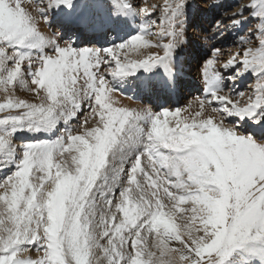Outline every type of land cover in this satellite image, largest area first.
Here are the masks:
<instances>
[{"label": "snow or ice", "instance_id": "obj_1", "mask_svg": "<svg viewBox=\"0 0 264 264\" xmlns=\"http://www.w3.org/2000/svg\"><path fill=\"white\" fill-rule=\"evenodd\" d=\"M188 7L0 0V264H264V0L226 17L257 45L213 47L186 104L113 96L176 91Z\"/></svg>", "mask_w": 264, "mask_h": 264}, {"label": "rangeland", "instance_id": "obj_2", "mask_svg": "<svg viewBox=\"0 0 264 264\" xmlns=\"http://www.w3.org/2000/svg\"><path fill=\"white\" fill-rule=\"evenodd\" d=\"M134 2L141 7H148L153 13L151 19H159L161 15V6L163 5L164 0H134ZM246 3H248V0H188L189 7L187 9L188 20L186 25V34L187 36H189L188 43H190L191 46L193 44V46H185V52H187L188 55H195V57L192 58L188 56L189 60H186L188 57H184V60L188 63H186L188 66L186 70H184L185 73L183 74L184 80L185 83L190 81L191 84H188L183 88L180 86L179 90L182 89L185 93L179 92L176 98L171 100L176 102L173 107L182 106L187 103L188 99L201 94L200 90L198 91L195 83L197 82L198 85H201L199 80V68L203 64V62L210 57L213 47L221 49L222 62L223 60H227L228 58H230L233 53L241 51V49L238 47V37L241 35L250 36L251 45L253 47L257 45V20L249 18L243 25L242 29L237 30L236 28H233L231 26V22L226 19V17L230 16L232 12H235L240 5ZM213 4H219V6H212ZM152 5H157L158 7L155 9H151ZM245 16H248L247 12H245ZM218 20L223 21L220 31L215 29V24ZM41 27L42 30L48 34H51L52 32L57 30L55 24L51 29L47 28L44 25H42ZM154 38L155 37H153V39ZM80 46H83V41L81 42ZM189 63L193 64V66L189 65ZM217 67H219V64L217 65ZM196 71H198V73L195 74ZM255 83L256 79L254 77L247 76L237 82L238 87L236 91H245L246 93H248L251 87L255 85ZM124 91L126 93L125 95H120L119 93H115V95L113 94L116 101V95L123 99L121 100V102H117L120 106L122 105L137 109L143 107H152L153 110H159L161 107H171L164 103L162 104L163 106L157 107L155 103L159 102V97H155L154 95L152 96V94H154L152 91H150V94L149 92L139 88H136L135 90L126 88ZM17 94L22 97H26L29 100L34 99V97H32L31 95L23 92L18 91ZM124 99L127 102L130 101L131 104L127 105L125 103H122L125 102ZM86 115L87 105H85V110L81 113V117L83 118ZM78 124L79 121L74 120L71 123V127L77 128ZM61 128H63V124L61 125ZM2 175L3 173H0V176ZM31 255L35 257L36 253L32 252Z\"/></svg>", "mask_w": 264, "mask_h": 264}, {"label": "bare ground", "instance_id": "obj_3", "mask_svg": "<svg viewBox=\"0 0 264 264\" xmlns=\"http://www.w3.org/2000/svg\"><path fill=\"white\" fill-rule=\"evenodd\" d=\"M191 12V11H190ZM191 14V13H190ZM189 19H190V16H189ZM187 20H188V17H187ZM187 33V32H186ZM186 38H187V43H186V45L185 46H187V47H190L191 46V44L190 43H188V39H189V36H187V34H186ZM102 42V41H101ZM185 46H184V48L182 49V51H181V53H180V55H179V57H178V60H179V62H180V69H181V71H180V78H179V82H178V84L180 85V84H182V82H184L185 80H184V76H183V74L185 73L184 72V70H186V67L188 66L187 64V62L184 60V57H188V56H190V57H192V58H194L195 57V55H188L187 54V52H185ZM192 46H193V44H192ZM191 46V47H192ZM186 47V48H187ZM193 51V50H192ZM186 60H189V57L186 59ZM187 63V64H186ZM189 65H192L193 66V64H191V63H189ZM196 73H198V71H196L195 72V74ZM192 77V76H191ZM190 77V78H191ZM196 81V80H195ZM188 84H191L190 83V81L188 82ZM196 84V86H197V88H198V91L201 89V85H198V83L196 82L195 83ZM156 86L157 87H155L156 89H159V88H162L163 87V84H162V82H160V83H156ZM184 86H182V88H183ZM140 89V88H139ZM155 91L154 90V87L153 88H151V90L150 91ZM177 90V89H176ZM150 91H147V92H149L150 93ZM181 93L183 92V90L181 89V90H179ZM176 92V91H175ZM183 93H185V92H183ZM192 93V92H191ZM171 94H173V92L171 93ZM114 95H115V93H114ZM148 97V96H147ZM116 98H117V102H121V100H123V99H121L120 97H118L117 95H116ZM128 100V99H127ZM124 101H125V99H124ZM159 102H157V103H155L156 104V106L157 107H161V106H163L162 104L164 103V98L162 99V98H160L159 100H158ZM122 103H125V104H127V105H129V104H131V102L130 101H125V102H122ZM176 104V102L175 101H171V100H166V105H168V106H171V107H173L174 105ZM122 106V105H121Z\"/></svg>", "mask_w": 264, "mask_h": 264}]
</instances>
